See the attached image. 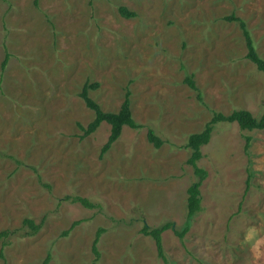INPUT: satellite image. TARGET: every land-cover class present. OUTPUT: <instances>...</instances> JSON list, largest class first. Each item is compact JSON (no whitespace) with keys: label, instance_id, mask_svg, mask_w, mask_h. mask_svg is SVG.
<instances>
[{"label":"rangeland","instance_id":"374dc122","mask_svg":"<svg viewBox=\"0 0 264 264\" xmlns=\"http://www.w3.org/2000/svg\"><path fill=\"white\" fill-rule=\"evenodd\" d=\"M232 16L264 59V0H0V232L13 233L0 264H264V130L216 125L198 161L204 211L184 240L175 232L197 180L189 137L215 113L264 112V73ZM86 82L98 84L90 97L105 112L130 90L142 125L124 127L104 155L111 127L85 139L78 127L95 118L80 96ZM67 196L96 207L59 205ZM26 218L41 230L31 234ZM144 223L173 224L167 262Z\"/></svg>","mask_w":264,"mask_h":264},{"label":"trees","instance_id":"16d2710c","mask_svg":"<svg viewBox=\"0 0 264 264\" xmlns=\"http://www.w3.org/2000/svg\"><path fill=\"white\" fill-rule=\"evenodd\" d=\"M38 1V0H36ZM119 13L124 18L130 19L136 17V12L128 9L125 6H120L118 8ZM228 21L240 22L243 30V35L245 38L246 46H247V54L246 58L253 62L257 69L264 73V59L259 55L254 40L251 36L250 31L247 29L246 24L241 22L236 16H232L231 18H227ZM10 54L6 53L5 59L2 63V68L5 69L7 67L8 61L10 59ZM187 84L193 90L197 91L199 88L197 87L196 82L188 77L186 79ZM98 84L93 83L90 84L86 82L84 85L80 96L84 99L86 106L94 111L95 118L93 121L89 122L86 126L78 124V127L83 131V135L81 138H86L93 133H95L101 126L102 123H106L111 127V132L108 138L107 143L102 148V154H106L114 145L115 142L121 137L124 127H130L132 129H141L142 125L137 124L134 120L132 113V105H131V91L127 90L125 100L121 105V108L118 112H105L102 110L101 106L95 102L90 97V89L96 87ZM221 122L226 123H236L242 131H255V130H264V112L263 114L255 118L252 113L247 110H235L230 115H224L222 113H215L213 118L210 119V122L206 124L204 129L200 133L193 134L188 139L187 147L191 150L190 158L187 163L192 165L194 168L195 175L197 180L189 187L188 189V199H187V216L184 226L181 230H175L176 234L179 236L181 240H184L186 234L190 231L192 227V223L195 220L196 216L204 211L202 206V198H201V186L203 182L206 180L208 173L198 165V161L203 157L202 147L209 144L212 138V134L215 130L216 125ZM149 140L156 146L160 147L161 140L155 135L153 130L149 131ZM246 140V148L248 149L251 145L252 137L244 136ZM251 175V174H250ZM251 181V176L248 178V183ZM48 187V186H47ZM64 201H70L72 203H81L86 208H95L96 205L92 204L88 199L82 198L80 196H67L64 199H61L59 205ZM24 225L30 229L31 234L38 233L44 222L40 224L35 223L33 219L26 218L24 220ZM80 224V222H75L71 226L69 230L65 232V235L70 234V232ZM173 224L168 223L161 227H150L146 223H144L141 233L145 236L153 238L155 241V245L157 248L158 256L165 262H167V257L165 254V249L163 245V233L169 228H172ZM105 232L104 228H100L95 236L93 241V253L97 256V259L100 256V252L98 249V244L101 240L103 233ZM13 233L9 230H4L0 232V256L2 259H5V249L6 247L11 245V237ZM51 257H47L42 264H49Z\"/></svg>","mask_w":264,"mask_h":264}]
</instances>
